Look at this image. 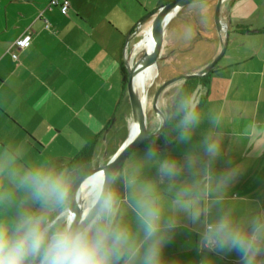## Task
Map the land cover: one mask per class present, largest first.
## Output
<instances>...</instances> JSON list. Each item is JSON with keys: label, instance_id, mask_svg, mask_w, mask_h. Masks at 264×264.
<instances>
[{"label": "crops", "instance_id": "crops-1", "mask_svg": "<svg viewBox=\"0 0 264 264\" xmlns=\"http://www.w3.org/2000/svg\"><path fill=\"white\" fill-rule=\"evenodd\" d=\"M52 1L0 0V149L23 142V162L32 164L45 155L43 142L48 139L52 143L50 148L56 146L52 161L70 166L93 141L94 160L100 157L105 132L113 120L106 139L110 135L115 137L121 127H130L132 110L126 100L122 73L126 42L130 41L129 47L137 38L134 33L144 17L173 0H59L60 4L68 2V15L62 14L60 5L52 6ZM225 4L228 12L224 10L223 20L227 23L229 43L212 70L201 107L204 111H219L224 118V147L214 162L215 169L223 172L239 165L232 194L244 198L252 208H261L264 207V0H227ZM216 6L217 1H210L183 7L175 13L165 33L162 59L166 65L176 64L179 73L195 75L220 55L225 34L221 35L215 22ZM152 20L142 30L151 26ZM185 25L193 29L190 39L183 38ZM144 31V39L137 48H144L152 32L150 28ZM28 34L30 44L18 51L15 42ZM133 51L134 47L131 54L126 51L127 56L133 58ZM13 53H18V60ZM172 91L175 93L174 89H166L161 95V109L170 104ZM88 116L98 121V125L89 126L85 122ZM210 127L205 121L191 141L184 144L177 141L171 147L159 149L182 158L196 147ZM243 133L248 134L241 138ZM146 148L137 149L125 164ZM149 175L155 176V169ZM201 231L191 220L182 218L164 248L165 260L169 264H203L208 257L215 264H241L236 251L201 250Z\"/></svg>", "mask_w": 264, "mask_h": 264}, {"label": "clouds", "instance_id": "clouds-1", "mask_svg": "<svg viewBox=\"0 0 264 264\" xmlns=\"http://www.w3.org/2000/svg\"><path fill=\"white\" fill-rule=\"evenodd\" d=\"M182 35L190 39L192 27ZM205 121L210 129L182 158L162 153L155 140L123 165L26 164L20 150L0 149V264H169L164 248L182 218L202 229L201 250L264 264V207L232 194L239 165L214 167L224 147L222 113L205 112L194 91L178 87L154 114V135L172 132L184 144ZM85 122L98 125L91 116ZM147 135L145 126L137 139Z\"/></svg>", "mask_w": 264, "mask_h": 264}, {"label": "water", "instance_id": "water-1", "mask_svg": "<svg viewBox=\"0 0 264 264\" xmlns=\"http://www.w3.org/2000/svg\"><path fill=\"white\" fill-rule=\"evenodd\" d=\"M210 1H217L216 6V12H215V22L219 29V32L221 35L225 34V40H222V51L220 55L207 67L205 68L200 74L195 75H182L179 76L173 80H170L166 83H164L159 91L157 92L155 101H154V107L156 109L157 114H159L160 108H158V103L160 100L161 95L163 92L173 83L179 81V80H189L196 77H202L205 75H208L212 70L216 68L219 61L223 58L224 54L226 53L228 43H229V32L227 30V23L224 22L223 14H224V8L226 6L227 0H173L169 2L166 5L161 6L156 12L147 15L144 17L139 24L137 25L136 31L134 33V36H138L140 32L142 31L143 25L149 20H152V24L150 26V29L153 33V36L156 40V46L152 52L145 51V53L141 56L139 60H137L134 64L132 63V56H127L126 51L128 48V45L130 43L129 40L126 42L125 46V56H124V66L126 68L127 72V94L132 110V123L129 127L130 133L129 137L126 140V142L123 144V146L119 149V151L116 153L115 156H113L110 161L107 164H111L115 162L117 165H123L125 164L129 157L134 153L137 149H140L143 147V145L150 139H153L155 137H158L159 135H154V133H150L148 130V135L146 137H141L137 139L138 133L142 132L145 126L148 128V121H147V92L145 94L146 101L143 102V98L138 94L134 87V81L135 78L138 76V74L145 69H148L150 67H156L157 63L161 59L163 48H164V40H165V33L168 27V24L170 23L172 17L177 13L181 8L190 6V5H197L202 4ZM225 11L228 12L226 9ZM256 32V31H251ZM145 31H143V36L141 40H139L135 45L134 49L138 47V45L142 42L144 39ZM115 120L111 123V125L107 128L104 139H106L107 135L111 131ZM133 125L138 126V133L134 136H132V127ZM159 148H165V147H159Z\"/></svg>", "mask_w": 264, "mask_h": 264}, {"label": "rangeland", "instance_id": "rangeland-1", "mask_svg": "<svg viewBox=\"0 0 264 264\" xmlns=\"http://www.w3.org/2000/svg\"><path fill=\"white\" fill-rule=\"evenodd\" d=\"M149 28H150V26H145L144 29L140 32V34L137 36V38H135L133 40L131 45L128 47V50H127L128 53L131 54V52L133 50V47H134V43L136 44L139 40H141V38L143 36V31L147 30ZM144 53H145V49L144 48H135L134 51H133L132 63L134 64L137 60H139ZM222 62L225 63L226 61L224 60ZM208 66H206L205 68H207ZM179 71L180 70L177 69L176 64H172V65H169V66L166 65V61H164L162 59V56H161V59L157 63V68L154 66V67L150 68L149 71H148L147 79H146V83H147V87H148V90H147L148 91L147 92L148 93L147 94V121H148V130H149L150 133H154L153 116H154V114L158 115L157 112H156V109L154 107V101H155L157 92L159 91L160 87L164 83H166V82H168L170 80H173V79H175V78H177L179 76L184 75V74L179 73ZM167 76L168 77L170 76V78H168V80H165V79H167ZM164 80H165V82H163ZM187 81L188 80H179V81L173 83L172 85H170L167 88V90L170 91V90L174 89L176 91V89L178 87L184 86V84H186ZM202 93H205V95H206L207 91L202 92ZM173 94H174V91H172V94H170L169 98ZM160 100H159V103H158V108H160ZM207 111H209V109L205 110V112H207ZM120 125L121 124L119 122V126ZM128 134H129V127H128V129H126L124 127H121L120 130H119V133L115 137H113V135H110L107 139H105V141H104L105 142L104 143L105 147L103 148V151L100 153V157H97L96 160L98 162L107 164L110 161V159L113 156L116 155V153L119 151V149L126 142L125 140L127 139ZM103 140H104V138H103ZM43 143H44L43 145H44V147L46 148L47 151H46L45 155L42 157V159H39V161H42V160H51L52 161L53 158H51V157L54 155V150H55L56 146L52 145V147L50 148V145L52 143H50L48 139L45 140ZM6 144H7V141H6ZM7 145H9V146L11 145L14 149H18L21 152H23L24 149H25V144L23 142H18V143H15V144H7ZM71 155L73 156V155H76V154L72 153ZM72 156H69V157H72Z\"/></svg>", "mask_w": 264, "mask_h": 264}, {"label": "trees", "instance_id": "trees-1", "mask_svg": "<svg viewBox=\"0 0 264 264\" xmlns=\"http://www.w3.org/2000/svg\"><path fill=\"white\" fill-rule=\"evenodd\" d=\"M122 73H123V86H124V91H125V96L126 100L129 102L128 94H127V72L126 68L124 66V63L122 64ZM214 72L212 71L208 75L202 76V77H196L189 79L186 84L184 85L183 88L188 89L190 91H194L197 96H201V106L205 100V96H202L207 89L210 86V78L211 75ZM130 103V102H129ZM34 140V139H33ZM156 141V144L158 147H171L176 142L178 141L175 138L174 133L172 132H167V133H162L158 137H155L153 139L148 140L143 147H148V145L153 141ZM95 141H93L89 146L85 147L73 160L72 163L76 161H90L94 160V152H95ZM71 163V164H72Z\"/></svg>", "mask_w": 264, "mask_h": 264}, {"label": "bare ground", "instance_id": "bare-ground-1", "mask_svg": "<svg viewBox=\"0 0 264 264\" xmlns=\"http://www.w3.org/2000/svg\"><path fill=\"white\" fill-rule=\"evenodd\" d=\"M155 46H156V40L153 36V33L151 32V34L147 37V39L144 42V49L145 51L152 52ZM150 68L145 69L144 71L140 72L134 81L135 90L143 98L144 103L146 101L145 94L148 90L146 79H147V74ZM137 133H138V126L133 125L132 136L136 135Z\"/></svg>", "mask_w": 264, "mask_h": 264}, {"label": "built area", "instance_id": "built-area-1", "mask_svg": "<svg viewBox=\"0 0 264 264\" xmlns=\"http://www.w3.org/2000/svg\"><path fill=\"white\" fill-rule=\"evenodd\" d=\"M59 5H60V8H61L62 14L63 15H68V12H69V4H68V2H64V3L60 4L59 0H53L52 1V6H59ZM30 42H31V35L28 34V35H25L24 37H22L21 39L17 40L15 42V44H14V47H16L18 51H22V50H24V49H26L28 47ZM12 56H13V58L15 60L19 59L18 53H13Z\"/></svg>", "mask_w": 264, "mask_h": 264}]
</instances>
